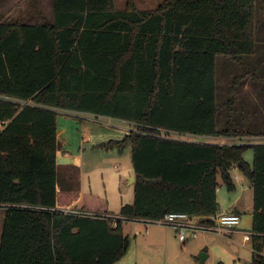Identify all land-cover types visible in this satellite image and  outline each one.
<instances>
[{
	"label": "trees",
	"instance_id": "obj_1",
	"mask_svg": "<svg viewBox=\"0 0 264 264\" xmlns=\"http://www.w3.org/2000/svg\"><path fill=\"white\" fill-rule=\"evenodd\" d=\"M256 1L164 0L138 9L126 0L117 9L114 0H52L49 18L38 0H28L33 23L0 22V264H116L129 247L123 220L212 216L217 175L233 190V166L252 189L249 264H264V141L169 135H263L233 123L234 88L221 127L216 102L217 57L240 66L235 88L251 72L243 57L256 49ZM61 111L133 123L123 139L99 145L131 152L134 199L121 206L115 227L106 217L25 207L107 213L97 193L79 191L77 168L73 175L58 167Z\"/></svg>",
	"mask_w": 264,
	"mask_h": 264
},
{
	"label": "rangeland",
	"instance_id": "obj_2",
	"mask_svg": "<svg viewBox=\"0 0 264 264\" xmlns=\"http://www.w3.org/2000/svg\"><path fill=\"white\" fill-rule=\"evenodd\" d=\"M138 9H154L164 0H134ZM42 9L46 12V16L52 15V0H39ZM126 0H114V5L117 9L125 7ZM28 6V0H0V22L10 21L15 17H23L25 21H28V15L26 13ZM256 18L258 20V29L256 33V49L253 55H247L243 57L245 67L249 69L250 74L242 79V84L238 87H233V78L240 74V66L228 59L227 57L219 56L216 59V102L221 106L218 111V125L223 126L226 116L225 107L228 97L230 95V88H234L231 95L235 97V104L233 106L232 120L233 123L238 126L239 129L248 130L253 133H260L263 135L258 136H243V137H229L228 139L221 140L220 137L216 138H204L197 135H179L175 133H169L170 137L205 141V142H227V143H243L252 145L255 143L264 141V0L256 1ZM35 17H31L29 21H35ZM253 73V75H251ZM241 80V79H240ZM240 80H237L238 82ZM241 82V81H240ZM235 91V92H234ZM83 116L92 118L93 115H82L75 113L67 115L64 112H60L58 121L60 127L66 128V136L70 148L74 153H77L80 160V153L84 148H89L88 143L81 142V137L85 133L86 128H90L93 136H100L108 139H123L125 135L134 127L128 123L117 119H109L107 117H100L98 120H87ZM90 116V117H89ZM109 120L111 125L120 126L119 129L106 124ZM94 137V138H95ZM188 138V139H187ZM102 148V147H101ZM105 149V148H102ZM117 150V148L105 149ZM96 152H98L96 150ZM121 155V177L114 174L112 170L95 171L94 173L83 177L82 182L84 189H99L103 185V180L107 185V192L109 193V203L107 205L108 210L111 213H119V205L122 203H131L134 197V185L126 184V177L133 174L131 164V152L130 147L126 146L122 152H118ZM243 159L251 165L253 159V150L247 148L243 153ZM58 167L62 171H66V174H75L76 166L74 163L60 164L61 161L57 160ZM230 175L235 185L233 190H228L222 182L220 174L217 175V190L216 199L218 203L217 211L232 212L237 210L240 216V222L238 229L242 231L252 232V189L249 186V181L244 172L237 166H233L230 169ZM126 176V177H125ZM74 179V178H73ZM122 179V180H121ZM121 180V182H120ZM123 188H127V194L131 193V196H126L125 192H121V185ZM90 185V186H89ZM127 199V200H126ZM5 209L0 207V227L3 223ZM129 226V224H128ZM128 226H124V230L128 233ZM180 252L177 255L175 261H171L169 264H199V255L201 253L206 254L202 264H249L251 259L250 243H242L241 235L234 236H220L214 233H208V236L199 234L196 238H190L184 243L179 244ZM264 253V247H263ZM163 259H161V262ZM153 264H158L155 262Z\"/></svg>",
	"mask_w": 264,
	"mask_h": 264
},
{
	"label": "crops",
	"instance_id": "obj_3",
	"mask_svg": "<svg viewBox=\"0 0 264 264\" xmlns=\"http://www.w3.org/2000/svg\"><path fill=\"white\" fill-rule=\"evenodd\" d=\"M51 16H49V18H51ZM31 17L36 18L35 15H28L29 20ZM29 20L25 22L27 23L34 22V21L32 22ZM64 113L67 115H72V116L75 114L71 112H64ZM81 114L86 115L87 113H81ZM83 117L84 119H87V120L93 119L94 121L95 120L100 121V119H95V118H98V116H95V115H93L92 118H88L87 116H83ZM100 117H105V116H100ZM107 118L114 119L110 117H107ZM121 121L128 122L124 120H121ZM128 123H130L133 126V123L131 122H128ZM106 124L111 125V122L107 120ZM111 126L116 129L120 128V126H117V125H111ZM89 129L90 128L85 129V133L84 135H82L80 139L81 142L88 143L89 148L88 149L84 148V150L80 153V160H79L77 153H74L72 149L70 148V145L68 143V138L66 136V128L60 127L59 121H58L57 138L62 145V150L58 152L57 160L58 161L60 160L61 161L60 164L62 165L74 163L77 168V173H78L79 191L81 193H87V192L97 193L99 197L101 198V200L107 206L109 203L110 195L107 192V185L105 184L104 179L102 178L103 185L101 186V188L99 187V189H90V188L84 189L82 179L83 177L90 175L94 173L95 171H101L102 173L104 170H112L114 174H117L121 177L120 160H121L122 153L119 154L117 150L105 151V149L100 148L99 145L103 142H106L107 140L105 139L102 140V138H99L100 136H96V137L93 136L92 132L89 131ZM204 138L211 139L215 137H204ZM220 139L224 140L226 138L220 137ZM96 150L98 152H96ZM126 179H127L126 184H129V185L133 184L135 180L134 172L133 174L128 175ZM120 185H121L120 191L126 193L127 188H123L124 184L122 183ZM126 196L130 197L131 193H128V194L126 193ZM122 202L123 201L120 202L119 210L121 206L123 205ZM124 203H126V201ZM234 212L239 214L237 210H235ZM106 214L118 216L119 213L118 214L111 213L107 208ZM122 224H123L124 233H126V230H124V226L127 227L129 224L128 233H126L129 236V247H128L126 254L116 264H153L155 262H158V264H169L171 261L176 262L175 259L177 258V255L179 254L181 250L179 244L184 243L185 241L181 242L179 240L176 230L173 227L168 226V225L157 224V223H154L148 220L146 221L144 220H136V221L123 220ZM1 227H0V234H1ZM241 232L243 231L239 229L237 232L232 233L231 237L237 234L241 235ZM202 235L208 236V233H202ZM247 243H250V249H252L251 242H247ZM161 259H163L162 262H161Z\"/></svg>",
	"mask_w": 264,
	"mask_h": 264
},
{
	"label": "built area",
	"instance_id": "obj_4",
	"mask_svg": "<svg viewBox=\"0 0 264 264\" xmlns=\"http://www.w3.org/2000/svg\"><path fill=\"white\" fill-rule=\"evenodd\" d=\"M25 207L39 208L49 211H57L65 214H74L80 216H101L106 217L113 222V226H116L118 216L108 215L106 213H98L95 211L82 210L72 205L70 207H34L26 205ZM125 220H144L145 219H125ZM161 225H168L176 230L177 236L181 242L186 241L188 238H196L200 233H214L220 236H231L232 233L237 232V228L240 222V216L238 213L232 211H217L212 216L202 217L189 215L184 212H171L165 214L163 217L157 220H148ZM253 232L243 231L241 232L242 243L252 242ZM252 250V249H251Z\"/></svg>",
	"mask_w": 264,
	"mask_h": 264
},
{
	"label": "water",
	"instance_id": "obj_5",
	"mask_svg": "<svg viewBox=\"0 0 264 264\" xmlns=\"http://www.w3.org/2000/svg\"><path fill=\"white\" fill-rule=\"evenodd\" d=\"M154 182H157L158 180L157 179H155V180H153ZM207 255L206 254H204V253H201L200 255H199V264H202L203 263V260H204V258L206 257Z\"/></svg>",
	"mask_w": 264,
	"mask_h": 264
}]
</instances>
